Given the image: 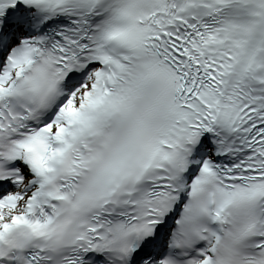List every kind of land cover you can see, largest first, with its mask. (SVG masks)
I'll return each instance as SVG.
<instances>
[{
	"label": "snow or ice",
	"instance_id": "6c2138e0",
	"mask_svg": "<svg viewBox=\"0 0 264 264\" xmlns=\"http://www.w3.org/2000/svg\"><path fill=\"white\" fill-rule=\"evenodd\" d=\"M0 264H264V0H0Z\"/></svg>",
	"mask_w": 264,
	"mask_h": 264
}]
</instances>
